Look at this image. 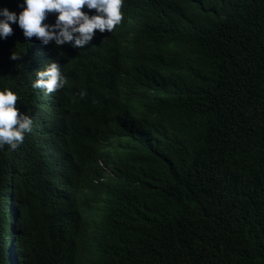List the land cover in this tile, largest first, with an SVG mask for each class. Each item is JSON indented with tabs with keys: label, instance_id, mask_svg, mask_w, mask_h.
I'll return each mask as SVG.
<instances>
[{
	"label": "trees",
	"instance_id": "16d2710c",
	"mask_svg": "<svg viewBox=\"0 0 264 264\" xmlns=\"http://www.w3.org/2000/svg\"><path fill=\"white\" fill-rule=\"evenodd\" d=\"M130 9L141 35L120 70L110 34L45 45L12 23L0 37V91L33 120L0 147V264H264V0ZM46 55L72 67L50 99L31 90ZM112 93L128 112L102 144Z\"/></svg>",
	"mask_w": 264,
	"mask_h": 264
},
{
	"label": "clouds",
	"instance_id": "9594fccd",
	"mask_svg": "<svg viewBox=\"0 0 264 264\" xmlns=\"http://www.w3.org/2000/svg\"><path fill=\"white\" fill-rule=\"evenodd\" d=\"M134 2L135 0H23V10L18 15L8 8L0 9V15L4 17L0 20V37L7 38L13 34L12 23H18L26 39L35 37L45 45L51 41L57 46L74 42V47L83 48L110 34L116 44L115 54L118 56L120 70L127 67L126 49L129 41L141 35L136 27L139 24V13L130 9ZM85 7L95 10L96 14L89 15L82 10ZM49 14H56L54 24L45 23ZM46 57L50 63L36 71V79L32 84L38 90H31L38 97L50 99L49 94L62 89L66 83L69 84L72 67L51 55ZM21 58L16 52L10 56L12 60ZM113 93L108 100V113L100 122L97 141L102 144H105L110 135L111 119L128 112L127 100L123 97L114 98ZM80 95L83 97L85 93L81 92ZM18 100L17 93L12 90L0 91V147L8 145L13 151L24 142L25 135L33 131V120L25 115L27 113ZM98 163L106 174L115 176L102 159Z\"/></svg>",
	"mask_w": 264,
	"mask_h": 264
},
{
	"label": "bare ground",
	"instance_id": "6f19581e",
	"mask_svg": "<svg viewBox=\"0 0 264 264\" xmlns=\"http://www.w3.org/2000/svg\"><path fill=\"white\" fill-rule=\"evenodd\" d=\"M21 214V213H20ZM23 246H24V244H23ZM22 251H24V249L23 248H20ZM18 250V249H17ZM21 250H19L20 252H21ZM22 253H24V252H22Z\"/></svg>",
	"mask_w": 264,
	"mask_h": 264
}]
</instances>
